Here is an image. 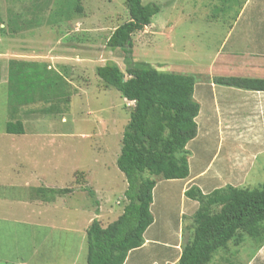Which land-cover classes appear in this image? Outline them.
<instances>
[{"label":"rangeland","instance_id":"rangeland-1","mask_svg":"<svg viewBox=\"0 0 264 264\" xmlns=\"http://www.w3.org/2000/svg\"><path fill=\"white\" fill-rule=\"evenodd\" d=\"M42 1L0 0L3 24L11 16L31 19L33 5ZM143 3L157 4L160 12L147 27L132 35V60L161 73H168L166 69L175 59L195 63L209 51H216L224 29L211 18L237 13L235 9L241 6V0H143ZM227 6L229 10L225 11ZM257 11L260 15L264 13V0H257ZM35 15L40 22L37 27L0 35V114L12 119L7 104L8 61L43 63L59 72L69 85L67 105L54 103L62 113L43 115L41 110L50 104L35 102L18 108L14 116L24 122L28 133L36 136L33 141L37 144V171L50 173L53 182L61 187L79 186L80 191L81 187H90L96 200L99 198L103 203V211L107 212V207L121 209L126 203L123 192L127 184L116 167V159L133 103L124 101L114 88L107 87L96 76L95 69L114 63L125 73L123 52L107 48L106 42L116 27L129 21L126 5L123 0H46L42 11ZM168 20L174 30L163 31L159 24L169 26ZM213 100L210 97V103ZM213 104L196 118L197 135L185 147L188 177L164 180L148 176L155 182L150 206L153 222L143 234L146 248L134 253L144 256L139 264L161 257L175 262L178 249L182 250L192 239L200 203L186 196V191L208 195L228 187L253 190L264 182V129L263 133L258 129L263 127L264 120H244L241 133L235 134L234 128L231 129L235 127L233 120L218 119ZM84 193L85 203L92 210L90 214L79 216L66 233L53 231L51 236L52 240H66L71 251V246L79 242L82 225L97 208L94 199ZM99 223L105 226V217ZM238 237L263 239L264 224H260L254 237L245 232ZM27 241L25 232L20 237L21 246ZM84 244L86 252V241ZM162 250L169 251L161 255ZM78 264H86L83 254Z\"/></svg>","mask_w":264,"mask_h":264},{"label":"trees","instance_id":"trees-1","mask_svg":"<svg viewBox=\"0 0 264 264\" xmlns=\"http://www.w3.org/2000/svg\"><path fill=\"white\" fill-rule=\"evenodd\" d=\"M123 1L129 21L116 27L106 46L123 52L125 73L114 63H106L97 67L95 74L122 99L133 103L116 159V167L127 184L123 193L126 203L122 214L105 228L96 218L88 226L86 264H123L129 252L143 245V234L153 222L150 206L155 182L148 176L164 180L187 178L189 166L185 147L197 135L199 106L193 99L194 78L161 73L132 60V35L150 24L159 13V6L144 4L143 0ZM45 3L43 0L33 5V17L29 20L11 16L4 25L0 17V35L37 27L40 22L35 14L42 11ZM7 65V104L12 114V119L5 124L7 134H24L22 121L14 118L20 107L42 102L50 105L41 110V114L62 113L54 103L67 105L69 85L59 72L32 61L10 60ZM213 83L264 93V79L215 77ZM81 190L94 199L97 215L95 192L90 187H81ZM72 191L71 188L38 190L52 194ZM184 194L196 199L200 208L195 215L192 239L182 248L177 264H208L218 249L225 248L231 241L242 240L238 237L240 232L254 237L260 224H264V182L253 190L228 187L208 195L199 191L195 195L192 190ZM215 208L218 210L214 211Z\"/></svg>","mask_w":264,"mask_h":264},{"label":"crops","instance_id":"crops-1","mask_svg":"<svg viewBox=\"0 0 264 264\" xmlns=\"http://www.w3.org/2000/svg\"><path fill=\"white\" fill-rule=\"evenodd\" d=\"M240 4V8L235 9L237 13L211 18L212 22L224 29L216 51H209L205 58L195 63L175 59L166 69L171 74L193 77V99L199 106L198 116L214 103L212 108L218 114V119L233 120L235 127L231 129L234 128L235 134L241 133L244 120H264L263 92L213 83L215 77L264 79V13H258L257 0H241ZM227 10L228 6L225 7ZM167 23L170 25L160 23L159 27L163 31L174 30L169 20ZM210 97L214 99L211 103ZM0 116V264H78L82 254L86 261L87 245L85 252L84 243L92 220L96 218L100 221L105 217V228L122 214L123 208L107 207V212L103 211V203L97 198L98 214L94 210V215L82 225L79 242L71 246L73 251L69 250L66 240H52L53 231L66 233L79 216L90 214L92 210L85 203L86 194L79 190V186L71 187L73 191L69 194L39 193L40 189L59 190L67 187L53 182L50 173L37 171V144L33 141L36 136L25 128L22 135L7 134L5 124L9 119H5L2 112ZM262 125L258 129L263 133ZM25 232L28 241L21 246L20 237ZM146 242L144 240L139 249L129 252L123 264L141 263L144 256L134 253L146 248ZM178 250L175 262L161 257L151 258L148 264H177L182 251ZM168 251L162 250L160 254ZM208 264H264V238L231 241L218 254L214 253Z\"/></svg>","mask_w":264,"mask_h":264},{"label":"built area","instance_id":"built-area-1","mask_svg":"<svg viewBox=\"0 0 264 264\" xmlns=\"http://www.w3.org/2000/svg\"><path fill=\"white\" fill-rule=\"evenodd\" d=\"M132 103V102H131Z\"/></svg>","mask_w":264,"mask_h":264}]
</instances>
